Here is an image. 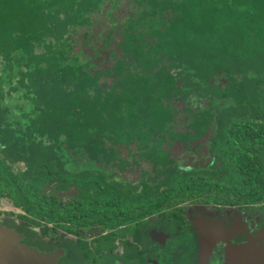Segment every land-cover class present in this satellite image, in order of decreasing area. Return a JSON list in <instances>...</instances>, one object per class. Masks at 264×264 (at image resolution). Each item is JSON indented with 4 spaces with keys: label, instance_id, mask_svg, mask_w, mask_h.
Segmentation results:
<instances>
[{
    "label": "trees",
    "instance_id": "obj_1",
    "mask_svg": "<svg viewBox=\"0 0 264 264\" xmlns=\"http://www.w3.org/2000/svg\"><path fill=\"white\" fill-rule=\"evenodd\" d=\"M0 199L59 264H142L166 222L191 251L169 208L264 201V0H0Z\"/></svg>",
    "mask_w": 264,
    "mask_h": 264
},
{
    "label": "flooded vegetation",
    "instance_id": "obj_2",
    "mask_svg": "<svg viewBox=\"0 0 264 264\" xmlns=\"http://www.w3.org/2000/svg\"><path fill=\"white\" fill-rule=\"evenodd\" d=\"M187 204V203H184ZM196 205L195 213L193 215V222L186 221L188 224L189 234L193 236L194 247L191 251L184 250L181 248H168L164 247L162 243V237L156 234L158 232L159 227L152 229L150 231L151 237L155 240L157 238L161 241L157 243V245L161 246L160 248H155L156 250H146L145 252V262L142 264H160L158 258L163 259V261L170 262V260H182V256L188 251L190 254V263L188 264H206L204 263V255L202 258L200 256V238L198 236V225L203 232L206 234L209 232L210 235V243L212 240H216L217 242H213V250L209 256V262L207 264H229L230 262H238V261H247V258L241 256L238 252L240 250H250L253 254L262 253L264 256V214H261L264 211V201L257 203H226L225 201L219 202H211L209 204H193ZM184 213L181 215L188 217L190 210L184 209ZM2 222V223H1ZM198 225H195L197 224ZM2 227H7L10 231L14 232L16 235L21 237L20 242L27 248L36 250L37 252L45 253V254H55L61 248H58V243H52L48 247V249H38L31 246H26L24 239L21 235L17 234L15 229L12 226H7L3 224V221H0ZM164 226H169L167 223L163 224ZM192 227L194 230H191ZM6 228V229H7ZM168 228V227H165ZM197 236H196V233ZM211 231V232H210ZM160 233V232H159ZM157 237V238H156ZM172 237V236H171ZM170 237V238H171ZM197 237V242H196ZM188 238V237H187ZM92 239V238H91ZM91 239H88L89 241ZM126 239L133 241L132 236H128ZM123 239L119 238L117 241V249L116 254L118 256H122L125 252V248L122 245ZM125 240V239H124ZM172 243V242H171ZM198 243V244H197ZM60 253V252H59ZM167 256L168 257L166 259ZM155 257V258H154ZM61 258V254L57 256L56 264H59V260ZM171 258V259H170ZM203 262V263H202ZM185 264V261L183 263ZM231 264V263H230ZM239 264H247V263H239Z\"/></svg>",
    "mask_w": 264,
    "mask_h": 264
},
{
    "label": "water",
    "instance_id": "obj_3",
    "mask_svg": "<svg viewBox=\"0 0 264 264\" xmlns=\"http://www.w3.org/2000/svg\"><path fill=\"white\" fill-rule=\"evenodd\" d=\"M20 240V236L0 225V264H56L57 256L55 254H45L27 248L22 245ZM211 245L213 243L206 244L203 248L204 252L211 251ZM204 252L202 255L205 259ZM238 253L247 258V261L230 262L231 264H264L262 253L253 254L250 250H240Z\"/></svg>",
    "mask_w": 264,
    "mask_h": 264
},
{
    "label": "rangeland",
    "instance_id": "obj_4",
    "mask_svg": "<svg viewBox=\"0 0 264 264\" xmlns=\"http://www.w3.org/2000/svg\"><path fill=\"white\" fill-rule=\"evenodd\" d=\"M126 3L128 5L130 4L129 2H126ZM123 10H125L124 5H123ZM123 13H126V11H123ZM175 150H176V148L174 149V151ZM131 178H132V180H134L133 179L134 177H131ZM135 178H137V176H135ZM71 193H73V191ZM195 206L196 205H193V204H190V203L181 204L177 208H172V209L169 208L168 211H166V212L170 213V212H173L174 209H180V208L186 209V210H190L188 217H186V221H188V222L189 221L190 222L192 221L193 222V215L195 213V210L197 209V208H195ZM18 214H23V211L21 209H19V208H16L11 200H9V199H0V221H3V224H5V225H7L9 227L10 226H12V227H14V226H22L23 225L22 220H20V219H18L16 217V215H18ZM261 214H264V211ZM157 221H159V219H157ZM0 225H2V224H0ZM195 225H198V222ZM165 227H168V226H165ZM165 227H159L158 232H156V234L159 235L160 237H162L163 246L169 248L171 246V245H169V241H170V239H172L170 237L173 236V235H177V231H176V228H174V230H173V228H165ZM193 227H194V222H193ZM193 227H192L191 230H194ZM5 228H7V227H5ZM198 231H199L198 232L199 233L198 236L199 235L201 236L200 241H199V244H200V250H201L200 251L201 252L200 253V256L202 258V253L204 252V249L203 248L205 247L206 244L207 245H210L211 244L209 240H210V237L212 235H210L209 232L207 234L205 233L206 231L203 232V229H201L199 227V225H198ZM195 233H196V231H195ZM196 236H197V233H196ZM208 238H209V240H208ZM88 239H91V238L89 237ZM195 240L197 242V237H196ZM156 241L161 243V241L158 238H157ZM211 242L212 243L213 242L216 243L217 242V239L216 240H212ZM213 247L214 246L211 245V247H210L211 248V251L209 250V252H206V251L204 252L205 253V256H206L205 257V260H204V263H206V264L209 262V259L208 258L210 256V253L213 250Z\"/></svg>",
    "mask_w": 264,
    "mask_h": 264
}]
</instances>
